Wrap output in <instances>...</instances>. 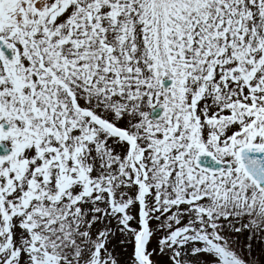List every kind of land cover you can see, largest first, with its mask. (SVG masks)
<instances>
[{
    "label": "snow or ice",
    "instance_id": "1",
    "mask_svg": "<svg viewBox=\"0 0 264 264\" xmlns=\"http://www.w3.org/2000/svg\"><path fill=\"white\" fill-rule=\"evenodd\" d=\"M0 264H264V0H0Z\"/></svg>",
    "mask_w": 264,
    "mask_h": 264
}]
</instances>
